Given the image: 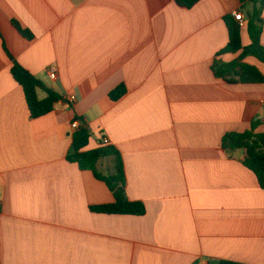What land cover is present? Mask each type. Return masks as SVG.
<instances>
[{
  "label": "crops",
  "instance_id": "obj_1",
  "mask_svg": "<svg viewBox=\"0 0 264 264\" xmlns=\"http://www.w3.org/2000/svg\"><path fill=\"white\" fill-rule=\"evenodd\" d=\"M239 8L238 0L191 9L171 0H0V264H264V190L245 153L221 146L226 133L264 119V85L229 84L211 71L229 39L223 18ZM10 58L75 102L31 119ZM244 63L264 74L258 60ZM119 85L126 92L112 101ZM77 119L92 133L87 151L103 138L118 150L126 198L143 216L90 210L114 195L66 160ZM96 170L112 174L113 159Z\"/></svg>",
  "mask_w": 264,
  "mask_h": 264
},
{
  "label": "trees",
  "instance_id": "obj_2",
  "mask_svg": "<svg viewBox=\"0 0 264 264\" xmlns=\"http://www.w3.org/2000/svg\"><path fill=\"white\" fill-rule=\"evenodd\" d=\"M180 8L191 9L200 0H171ZM240 4L239 12L244 16L246 22V34L248 44H242V30L234 21L232 15L225 16L223 22L227 28L229 39L216 60L212 62L211 71L213 76L229 84H259L264 85V74L255 66L248 65L245 60L252 57L264 65V46L261 45V36L264 33V0H238ZM13 26L18 34L27 39H32L30 32L22 29L17 22ZM225 54H237L238 57L223 63L217 60ZM11 59V58H10ZM13 66L11 69L12 79L22 88L26 105L31 119H37L53 111L55 105L64 102L65 98L41 81L35 78L25 68L11 59ZM38 91H43L46 96L43 99L38 97ZM126 90L119 85L109 93L112 101H117L124 96ZM81 126L72 133V145L69 149L66 160L76 164L80 170H91L97 180L106 184L114 195V202L111 204L90 207L95 214L106 215H132L143 216L145 208L140 202L129 201L125 192L124 167L116 148L101 146L99 149L86 150L92 136L89 126L82 120ZM221 146L227 153L243 151L245 153L243 166L256 175L257 183L261 190H264V119L252 122L249 130L243 133L228 132L222 137ZM86 150V151H85ZM106 157H111L114 162V172L106 176L98 174L96 170L97 162ZM219 264H239L231 261H220Z\"/></svg>",
  "mask_w": 264,
  "mask_h": 264
},
{
  "label": "built area",
  "instance_id": "obj_3",
  "mask_svg": "<svg viewBox=\"0 0 264 264\" xmlns=\"http://www.w3.org/2000/svg\"><path fill=\"white\" fill-rule=\"evenodd\" d=\"M243 16H244V15H243L241 12H239L238 10H236V11H234V12L232 13V17H233L234 21L237 22L238 27H239L241 30H245V28H246V22H245V19H244ZM47 73H48V75H49V78H50L52 81L57 80V72H56V70H55L54 68L49 67V68L47 69ZM65 99H66L67 101L71 102V103L75 102V97H74L73 95L67 96ZM262 103H264V102H262ZM80 126H81V123H80V122H78V121H75V122H74V127H75L76 129H77L78 127H80ZM102 144H103L104 146H109V141H108V139H107V138H103V139H102ZM0 208H1V207H0Z\"/></svg>",
  "mask_w": 264,
  "mask_h": 264
},
{
  "label": "rangeland",
  "instance_id": "obj_4",
  "mask_svg": "<svg viewBox=\"0 0 264 264\" xmlns=\"http://www.w3.org/2000/svg\"><path fill=\"white\" fill-rule=\"evenodd\" d=\"M106 168V166H103V170ZM100 171H102V170H100ZM102 172H105V173H107L106 171H102Z\"/></svg>",
  "mask_w": 264,
  "mask_h": 264
}]
</instances>
